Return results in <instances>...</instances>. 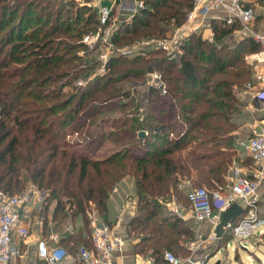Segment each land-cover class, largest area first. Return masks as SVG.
<instances>
[{
    "label": "trees",
    "instance_id": "trees-1",
    "mask_svg": "<svg viewBox=\"0 0 264 264\" xmlns=\"http://www.w3.org/2000/svg\"><path fill=\"white\" fill-rule=\"evenodd\" d=\"M82 1L0 0V190L19 195L33 183L47 197L43 213L55 201L45 230L60 232L74 256L93 248L89 212L112 227L122 199L135 194L127 229L134 250L167 264L165 252L186 256L183 242L193 234L160 199L189 203L185 183L227 190L240 161L233 133L244 103L236 90L252 77L246 55L262 46L235 40L234 28L213 20L212 40L193 33L179 59H169L141 41L181 27L194 0H144L152 10L118 23L113 37L138 51L112 56L107 71L91 77L94 57L80 54L81 40L100 19L93 0ZM153 71L162 73L165 94L147 83ZM231 239L226 233L218 251Z\"/></svg>",
    "mask_w": 264,
    "mask_h": 264
},
{
    "label": "built area",
    "instance_id": "built-area-1",
    "mask_svg": "<svg viewBox=\"0 0 264 264\" xmlns=\"http://www.w3.org/2000/svg\"><path fill=\"white\" fill-rule=\"evenodd\" d=\"M115 0H93L99 11L100 26L96 32H90L83 36L81 43L85 49L80 53L92 54L96 58L98 71L96 74L107 71L109 59L114 55L131 56L139 49L135 46H117L113 40L117 28L116 21L109 24L113 18V2ZM143 6V3L140 4ZM226 6L233 12L236 18L227 19V23H233L236 19L244 25H248L254 18V9L241 5L240 0H194V8L189 13L187 21L175 31L163 39L147 41L144 44H152L153 48L162 49L169 59H179L182 54L186 40L195 32L192 21L195 14L207 16L214 9ZM192 26L194 29L192 30ZM141 44V45H142ZM100 48V51H99ZM264 59V55H263ZM148 84L161 89L166 93V84L162 73L158 71L149 72ZM83 81H78L77 85H83ZM251 83L247 85V94L252 100L259 98V91H255ZM262 87H264V73L262 75ZM248 153L256 160L264 161V133H256L246 143H244ZM231 192L220 198L221 205L216 206L212 199V192L206 187L190 189L188 200L195 220L199 223H210L215 228L222 219V213L231 206L232 203H243L244 213L232 224H229L227 232L232 235V239L245 247V241L252 239L257 228L262 224L259 220L257 206V194L260 188L259 181L251 179L243 174L240 167L233 165L229 174ZM31 187L19 195H11L0 190V264H11L12 261L24 253L19 244L15 243V236L20 241H24L29 236L31 221L27 219L25 226H21L25 211L30 206L42 205L45 203L46 195L33 183ZM90 226L92 229L91 238L93 248L80 247L78 255L83 264H114V255L123 246V240L119 237L113 227L101 219L96 211L89 212ZM38 258L46 264H63L68 255L67 250L57 243L49 245L47 240L42 239L37 245ZM164 259L167 264H184V261L171 251H166ZM191 264H204L203 261L195 262L188 258ZM148 264H152L151 262Z\"/></svg>",
    "mask_w": 264,
    "mask_h": 264
},
{
    "label": "crops",
    "instance_id": "crops-1",
    "mask_svg": "<svg viewBox=\"0 0 264 264\" xmlns=\"http://www.w3.org/2000/svg\"><path fill=\"white\" fill-rule=\"evenodd\" d=\"M143 3L141 7L140 4ZM241 5L246 8L254 9V18L248 24L244 25L240 20L236 19L233 23H227V19L233 16V12L226 6L214 9L209 15L201 16L199 13L195 14L192 24L196 29L195 31H204V38L212 40L214 33L211 31L210 22L213 20L224 21L226 24L234 28L233 37L235 40H242L244 38H253L255 41L261 44L262 49L258 52L249 53L246 55V61L251 66L252 77L245 86L237 88L236 93L239 99L244 103V110L236 118L239 124L238 129L233 133L236 136V149L240 155V161L234 163L241 168L244 175L251 179L259 181L260 188L257 194V206L259 217L264 221V161L256 160L251 157L244 143H246L256 133H264V87H262V75L264 73V0H240ZM142 9L152 10L151 7L146 6L144 0H115L113 2V14L116 23L122 21H132L137 11ZM192 26V30L194 27ZM198 31V32H199ZM251 83L255 91H259L258 100H252L251 96L247 94V85ZM230 174V171H229ZM184 184V183H183ZM182 190H186L187 194L191 187L189 183H185L184 186H180ZM227 190L225 192L212 193L216 206L221 205L220 198L224 195H228L231 192L229 175L227 176ZM113 193H118L115 188ZM47 198V197H46ZM162 206L167 210V213L174 214L182 219L183 224L192 232L193 239L187 242H183L188 249L186 256H179L184 261V264H191L187 262L190 257L195 262L203 261L204 264H208L210 259L216 258L222 250L227 251L228 244L222 247L219 251L220 239L216 236V232L210 223H199L195 220L192 214V209L189 203L179 200L176 196L172 199H160ZM241 206L243 203H239ZM55 201L50 206V212L43 214V217L34 216L29 217L30 208L25 211L22 218L21 226H25L27 219L31 221L29 236L26 240L20 241L15 236V243L19 244L23 255L14 259L11 264H46L40 260L37 255V245L42 239L47 240L49 245L57 243V236L60 242V233L52 230L46 232L45 224L48 218V226L54 225L52 221V211L55 207ZM137 200L135 194H129L122 199V205L119 208V214L116 217L114 225L112 226L115 233L123 240V246L114 255V264H155L152 258L146 257L142 254H137L134 250L135 241L132 237L128 236V223L136 212ZM37 206V205H36ZM40 211L42 205H40ZM35 207V206H34ZM243 207V206H242ZM169 210V211H168ZM261 228V229H260ZM264 228V222L257 228L262 230ZM263 231H260V234ZM60 244V243H59ZM228 252V251H227ZM256 254V258L252 259L255 262L264 260ZM239 255V257H237ZM237 264H247L240 260V254L236 252L235 255ZM250 258L248 257V260ZM251 260V259H250ZM231 264L224 260H219L214 264ZM63 264H83L79 258V255L74 256L68 254Z\"/></svg>",
    "mask_w": 264,
    "mask_h": 264
},
{
    "label": "rangeland",
    "instance_id": "rangeland-1",
    "mask_svg": "<svg viewBox=\"0 0 264 264\" xmlns=\"http://www.w3.org/2000/svg\"><path fill=\"white\" fill-rule=\"evenodd\" d=\"M59 1H62V0H59ZM75 1H77V2H81L82 4H84V1H82V0H75ZM88 5L89 6H91V5H94V3H93V1L92 2H88ZM118 26V25H117ZM175 29L176 28H170L169 27V29H168V33H167V36H170L174 31H175ZM199 31V30H198ZM195 31L194 33L196 34V35H200V34H202L203 36L205 35L204 34V31ZM166 36V37H167ZM147 41H151V40H143V41H141V43H145V42H147ZM138 43H140V42H138ZM142 47H147V48H149V49H153V45L152 44H149V45H147V44H142ZM136 50H138V48H136ZM83 50H81L80 51V53L82 52ZM83 53V52H82ZM84 55V54H83ZM82 55V56H83ZM92 65H94L95 67L92 69V71H91V77H93V76H95L94 74H96L97 73V71H98V64L96 63V58H94V60H93V64ZM147 83H149L148 82V80H147ZM142 87L141 86H138V89L140 90ZM32 185H31V183L30 182H28L27 183V185H26V189H25V191L26 190H28L30 187H31ZM47 203V202H46ZM46 205V204H45ZM44 206V205H43ZM40 205H37V206H35V207H33V206H30V214H29V216L27 217V218H29V217H34V216H40V217H43V214H45V213H43V212H40ZM167 211V210H166ZM169 211V210H168ZM48 212H50V209H49V211ZM259 220L260 221H262V223L264 222L263 221V219H261L260 217H259ZM261 229V228H260ZM260 229H258V230H256V234L253 236V238L252 239H247L244 243H245V247H242L239 243H238V241H236L235 239H231L229 242H228V247H227V251L226 250H222V252H220L218 255H217V257L216 258H212V259H210V261H209V263L208 264H214L216 261H217V259H218V261L219 260H225L226 259V261L227 262H229V263H231V264H237L236 263V259H235V255H236V252H238L239 254H240V260L241 259H243V261L244 262H246L247 264H250V262H252V259L253 258H256V254L255 253H257V255L258 256H260L263 260H264V228H262V230H260ZM260 231H263L261 234H260ZM57 232V231H56ZM60 233V232H59ZM64 247V246H63ZM65 248V247H64ZM237 257H239V255H237ZM248 257L251 259H249L248 260ZM260 263H262V261L261 260H259V262H255V261H253V263L252 264H260ZM263 264V263H262Z\"/></svg>",
    "mask_w": 264,
    "mask_h": 264
},
{
    "label": "water",
    "instance_id": "water-1",
    "mask_svg": "<svg viewBox=\"0 0 264 264\" xmlns=\"http://www.w3.org/2000/svg\"><path fill=\"white\" fill-rule=\"evenodd\" d=\"M144 134L145 132L142 131L139 133V136L143 137ZM244 211L245 209L238 202L232 203L230 207L225 209L222 213V219L220 223L215 228L216 236L219 239H222L226 235V233H228L227 228L229 224L234 223L239 218V216L244 213Z\"/></svg>",
    "mask_w": 264,
    "mask_h": 264
}]
</instances>
